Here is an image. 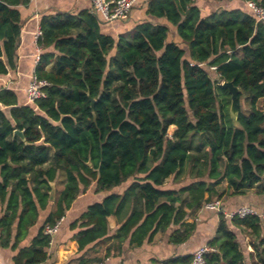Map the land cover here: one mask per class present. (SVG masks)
Listing matches in <instances>:
<instances>
[{
  "label": "trees",
  "instance_id": "1",
  "mask_svg": "<svg viewBox=\"0 0 264 264\" xmlns=\"http://www.w3.org/2000/svg\"><path fill=\"white\" fill-rule=\"evenodd\" d=\"M30 3L0 0V77L17 68L21 8ZM147 13L175 27L184 46L169 41L166 25L145 22L114 39L86 10L45 15L34 75L48 83L46 97L24 103L0 86V246L17 249L49 209L14 264L45 263L47 249L62 244L46 229L89 190L105 196L70 224L78 253L68 264H101L168 231L170 243H184L205 203L264 196V24L242 11L203 17L194 0H152ZM224 82L241 89L239 126ZM219 218L208 264H246L243 231L256 238L253 264H264V219Z\"/></svg>",
  "mask_w": 264,
  "mask_h": 264
},
{
  "label": "crops",
  "instance_id": "2",
  "mask_svg": "<svg viewBox=\"0 0 264 264\" xmlns=\"http://www.w3.org/2000/svg\"><path fill=\"white\" fill-rule=\"evenodd\" d=\"M151 1L152 0H138L126 20L110 23L103 22L100 27L101 32L116 39L120 35L132 33L139 24L150 22L154 25L168 26L169 41L182 45V41L175 27L170 25L166 19L155 18L147 13ZM246 1L247 0H194V3L201 10L203 17L215 13L219 14L221 12L231 11H242L252 16L246 5ZM259 1L261 3L264 0ZM91 8V0H31L28 7H22L23 27L15 59L17 68L16 70L10 71L9 75L0 77V86L3 85L5 88L13 90L19 96L21 102H28L26 90L33 78L39 56L42 53L37 46L36 39V34L40 29L41 18L45 15H55L58 13H71L75 15L85 10L91 13ZM48 70L54 71V66H49ZM224 186H226V184H224ZM254 193V191H251L246 196H243L244 198L252 197L244 199L243 201H237L239 199L234 198L235 196H224L220 200L222 205L221 214L226 215L235 212L241 207H252L259 212H263L264 207L258 209L260 203L256 200L257 197L254 196ZM104 196L105 195H94L92 190H89L78 197L72 208L67 212L65 219L62 221L60 231L56 237L57 242H61L62 244L56 248L51 245L47 249L48 259L43 264H68L71 259L76 257L78 246L76 241L69 239L72 238L73 234L69 231V226L86 211L88 206L101 201ZM52 203L53 201H51V204ZM3 208L5 209L6 205H4ZM48 213L49 209L40 211L37 224L29 229L28 234L18 245L17 249H12L11 247L3 248L0 246V264H14V257L17 255L18 250L31 244L32 240L37 236L39 229L44 224ZM219 215L220 213L216 211L202 207L194 211L191 218L188 220V223H194L196 225V231L186 242L175 245L169 242L171 231L165 234L158 233L152 243L139 249H126L121 256L106 258L101 264H157L179 256L192 255L196 250L207 245L208 242L214 238L220 222ZM108 221L110 231L114 233L117 229L116 219L110 217ZM233 229L234 231L237 230L235 228ZM15 231L16 228L14 227V232ZM104 255L105 250L102 252V256Z\"/></svg>",
  "mask_w": 264,
  "mask_h": 264
},
{
  "label": "built area",
  "instance_id": "3",
  "mask_svg": "<svg viewBox=\"0 0 264 264\" xmlns=\"http://www.w3.org/2000/svg\"><path fill=\"white\" fill-rule=\"evenodd\" d=\"M91 13L100 16L105 22L123 21L128 18L133 7L138 0H91ZM246 5L257 23L264 24V6L256 3L254 0H247ZM42 35L40 29L36 34V39ZM213 71L215 67L211 68ZM48 85L46 81L39 80L35 75L26 90L27 99L34 103L46 97L44 88ZM204 208L218 213H222V205L220 200L205 203ZM225 215V214H224ZM246 216H255L264 219V211L259 212L252 207H241L237 211L225 215L226 219L231 220L235 217L245 218ZM61 222L54 227H48L46 233L54 236L59 232ZM215 250L208 245H204L196 250L192 256V264H208L207 256Z\"/></svg>",
  "mask_w": 264,
  "mask_h": 264
},
{
  "label": "rangeland",
  "instance_id": "4",
  "mask_svg": "<svg viewBox=\"0 0 264 264\" xmlns=\"http://www.w3.org/2000/svg\"><path fill=\"white\" fill-rule=\"evenodd\" d=\"M213 80H215V78ZM175 130H176V127H171L169 129V135H172ZM254 196L257 197L256 200L260 203L258 206L259 207L258 209L263 208L264 207V196H258L256 193H254ZM234 198H238L239 200L237 201H243L244 199L252 198V197L244 198L243 196H235ZM237 233H238V241L240 243L241 249L244 252V255L246 258L245 260L246 264H253L256 261V258L252 253L253 249L251 248V244L256 241V238L252 236L248 231L237 232Z\"/></svg>",
  "mask_w": 264,
  "mask_h": 264
},
{
  "label": "water",
  "instance_id": "5",
  "mask_svg": "<svg viewBox=\"0 0 264 264\" xmlns=\"http://www.w3.org/2000/svg\"><path fill=\"white\" fill-rule=\"evenodd\" d=\"M222 86L227 89L231 95V106H230V116L236 126H239L237 119L239 116V104H238V97L241 93V89L234 86L231 82H224ZM94 103L92 102V107ZM14 136H19L23 142H25V137L23 135V132L15 131ZM52 192L50 193V199L51 201H54L55 197V184H51Z\"/></svg>",
  "mask_w": 264,
  "mask_h": 264
}]
</instances>
